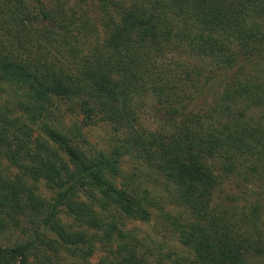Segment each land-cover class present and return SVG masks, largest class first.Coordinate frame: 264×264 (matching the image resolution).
I'll return each mask as SVG.
<instances>
[{
  "label": "trees",
  "instance_id": "16d2710c",
  "mask_svg": "<svg viewBox=\"0 0 264 264\" xmlns=\"http://www.w3.org/2000/svg\"><path fill=\"white\" fill-rule=\"evenodd\" d=\"M29 1L0 0V264H56L54 242L85 260L116 241L121 257L97 264H264L262 208L243 192L212 209L225 180L264 174V0H79L83 16ZM148 93L168 128L137 125ZM55 98L73 99L81 124L50 122ZM100 120L120 139L84 149L82 127ZM151 211L191 257H151L124 230L123 216ZM18 229L26 239L1 243Z\"/></svg>",
  "mask_w": 264,
  "mask_h": 264
},
{
  "label": "rangeland",
  "instance_id": "374dc122",
  "mask_svg": "<svg viewBox=\"0 0 264 264\" xmlns=\"http://www.w3.org/2000/svg\"><path fill=\"white\" fill-rule=\"evenodd\" d=\"M43 1L44 6L46 5L48 7L56 5L57 3H61L67 13L70 14L71 12L76 11V15L78 16H83L89 13L88 9L91 10L90 5L87 7L79 0ZM27 3L30 5L29 0H27ZM184 61L188 62V64H191L195 63L197 60L193 57H186ZM6 100L7 95L0 94V106L5 104ZM154 105V97L149 93L142 98L137 99L136 107L139 115V122L137 125H139L143 131H158L161 129H166L170 126V120L164 117L160 111H157ZM51 108L54 113L50 119V122L52 121L53 123L59 124L62 127L70 125L75 120L81 124L80 116H77L76 104L73 99L55 98L52 100ZM250 111L252 110L249 109L248 112ZM81 130L85 138V142H82L81 145L84 149L89 151L101 149L105 152H108L110 151L112 145L115 144L118 139H120L121 135L120 131H117L112 123L101 120L94 125H84ZM37 134L38 132L36 131L33 135L35 136ZM127 158L128 156L126 155L125 159ZM211 162L213 165H215L216 172L220 171V161ZM122 163V168L124 171L130 172L131 164L124 162ZM12 171H14V169H12ZM136 175V181H138L139 186L147 185L149 190L151 189L150 191L154 190V193H156L157 198L160 199V202H168V199H171L165 195L163 189L160 186L154 185L152 182L151 184H148V181L144 182V177L140 172L136 173ZM263 176L262 178H256L253 180V182H246L241 180L239 177H233L231 179L225 180L223 184H221L216 189V191H214L215 195L214 201L212 203V209L221 210L224 207L222 205V199L226 194H240L244 192V196L248 197V203H256L260 208H262V218L260 219V222L262 224V228L264 229V199L258 196V193L261 190V185L264 182ZM39 187L41 192H44L45 195H50L48 190L43 187L42 182H39ZM168 209L174 213H177L178 215H181L182 218H188L189 213L187 210L177 206H168ZM64 221L67 223H72L73 219L71 217L64 216ZM122 221L124 230L127 231L131 236L135 237L134 239L147 246L146 250L153 253L151 257H165V255H169L170 257L169 259L167 258L168 260L164 259L167 262H170V259H174L179 255H187L191 257L189 250L179 242L176 235L172 234L170 230L165 228L159 218L156 217L154 211H151V217L146 221L136 220L124 216L122 217ZM26 227L29 228V225L27 224ZM26 237L27 235L22 229H18L17 231H6V233L1 236V243L3 245H11L15 243V241H23L26 239ZM50 238L54 239L55 235L50 234ZM120 252L121 251L117 245V241L111 243H98L95 246V250L92 255L83 260L79 253L73 254L65 247H62L54 242L48 252V255L56 262V264H97L102 260L108 262L117 261L121 257Z\"/></svg>",
  "mask_w": 264,
  "mask_h": 264
}]
</instances>
